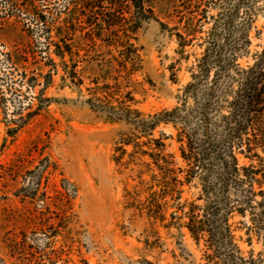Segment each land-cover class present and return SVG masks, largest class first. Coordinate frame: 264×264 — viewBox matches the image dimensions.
I'll use <instances>...</instances> for the list:
<instances>
[{
    "label": "rangeland",
    "instance_id": "rangeland-1",
    "mask_svg": "<svg viewBox=\"0 0 264 264\" xmlns=\"http://www.w3.org/2000/svg\"><path fill=\"white\" fill-rule=\"evenodd\" d=\"M76 2L0 0V264H263L264 131L229 112L264 0H152L125 46L75 21L60 58Z\"/></svg>",
    "mask_w": 264,
    "mask_h": 264
},
{
    "label": "trees",
    "instance_id": "trees-1",
    "mask_svg": "<svg viewBox=\"0 0 264 264\" xmlns=\"http://www.w3.org/2000/svg\"><path fill=\"white\" fill-rule=\"evenodd\" d=\"M151 2L152 0H77L76 9L69 13L68 17H64L62 21L64 24L56 29V36L60 41L54 44L55 54L62 58L65 52H70L71 47L70 44L66 43V38L75 29V21L80 22V35L89 42V47L95 48L101 41L108 40L104 39L105 37L110 40L106 43L107 45L125 46L130 38L129 35L137 30L142 19L150 18L148 14L152 12ZM29 6V8L32 7ZM230 104L229 115L233 119L234 131L237 133L250 129L252 131H264V124H261L260 120L257 119L258 116L262 115L260 114L261 106L264 104V48L253 65L241 71L240 81ZM260 138H263V135ZM241 152L250 161L254 159L258 162L261 161L259 153L250 145L249 139H247ZM227 163L226 168L229 167L236 175L239 169L237 159L230 151ZM240 169L243 171L244 179L248 180L251 191L253 183L261 184L257 177L260 170L255 165L250 163L247 166H241ZM240 180L243 181L241 178ZM259 193L264 196L261 190ZM253 196L254 194L251 192L248 197L249 201L244 200L242 203L249 204L250 201L254 200ZM255 203L257 207L262 208L260 213L264 215V200L255 201ZM238 208L240 212H244V207ZM197 226L196 221L191 220L186 224L188 230L194 235H199V231L202 230L198 229Z\"/></svg>",
    "mask_w": 264,
    "mask_h": 264
}]
</instances>
